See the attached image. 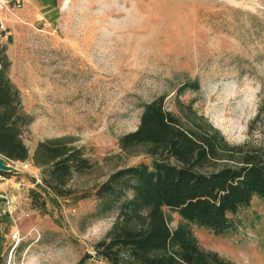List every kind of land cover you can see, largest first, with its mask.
<instances>
[{
  "label": "rangeland",
  "instance_id": "obj_1",
  "mask_svg": "<svg viewBox=\"0 0 264 264\" xmlns=\"http://www.w3.org/2000/svg\"><path fill=\"white\" fill-rule=\"evenodd\" d=\"M56 20L21 23L0 41L21 109L32 115L21 137L31 155L39 140L70 136L91 162L68 185L92 191L116 168L149 162L142 146L121 149L142 103L165 94L192 103L230 143L264 146V0H68ZM197 82V88L184 82ZM193 84V83H192ZM0 172V264H75L110 229L117 209L94 214L95 198L58 197L46 209L30 189L41 167L9 160ZM163 210L174 228L181 217ZM228 233L189 224L199 245L232 264H264V198L232 215ZM103 264L100 260L87 261Z\"/></svg>",
  "mask_w": 264,
  "mask_h": 264
},
{
  "label": "trees",
  "instance_id": "obj_2",
  "mask_svg": "<svg viewBox=\"0 0 264 264\" xmlns=\"http://www.w3.org/2000/svg\"><path fill=\"white\" fill-rule=\"evenodd\" d=\"M5 50L0 41V154L10 160L31 158L41 167V179L30 189L33 205L46 209L45 196L53 204L58 197L93 196L94 214L118 211L93 252H85L75 264H92L89 258L103 264H232L202 248L189 224L231 232L237 226L232 215L254 196L264 198L262 144L230 143L192 103L178 100L175 112L160 94L142 103L137 127L118 137L121 149L140 145L151 160L116 168L92 191L76 193L69 180L93 163L66 135L39 140L29 154L21 132L32 115L21 109L19 89L7 73ZM188 85L198 87L187 81L180 91ZM262 116L260 105L250 126ZM164 206L181 217L174 228Z\"/></svg>",
  "mask_w": 264,
  "mask_h": 264
},
{
  "label": "crops",
  "instance_id": "obj_3",
  "mask_svg": "<svg viewBox=\"0 0 264 264\" xmlns=\"http://www.w3.org/2000/svg\"><path fill=\"white\" fill-rule=\"evenodd\" d=\"M62 0H21L22 5L18 8L19 18L7 14L6 21L10 29H15L21 23L39 25L49 24L56 20ZM67 1V0H66ZM66 1H63V6Z\"/></svg>",
  "mask_w": 264,
  "mask_h": 264
},
{
  "label": "built area",
  "instance_id": "obj_4",
  "mask_svg": "<svg viewBox=\"0 0 264 264\" xmlns=\"http://www.w3.org/2000/svg\"><path fill=\"white\" fill-rule=\"evenodd\" d=\"M21 5V0H0V38L7 37L11 33L6 21L7 14L19 18L17 10Z\"/></svg>",
  "mask_w": 264,
  "mask_h": 264
},
{
  "label": "water",
  "instance_id": "obj_5",
  "mask_svg": "<svg viewBox=\"0 0 264 264\" xmlns=\"http://www.w3.org/2000/svg\"><path fill=\"white\" fill-rule=\"evenodd\" d=\"M2 159H5L9 163H4ZM6 157L0 154V171H15V165H13Z\"/></svg>",
  "mask_w": 264,
  "mask_h": 264
},
{
  "label": "bare ground",
  "instance_id": "obj_6",
  "mask_svg": "<svg viewBox=\"0 0 264 264\" xmlns=\"http://www.w3.org/2000/svg\"><path fill=\"white\" fill-rule=\"evenodd\" d=\"M67 2H69L68 0L64 3V6L67 4ZM2 161L4 162V163H9L8 161H6L5 159H2ZM14 165V164H13Z\"/></svg>",
  "mask_w": 264,
  "mask_h": 264
}]
</instances>
